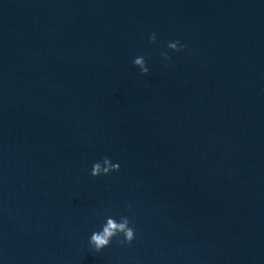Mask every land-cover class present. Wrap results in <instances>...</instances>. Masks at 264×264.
Instances as JSON below:
<instances>
[{
    "label": "water",
    "instance_id": "95a60500",
    "mask_svg": "<svg viewBox=\"0 0 264 264\" xmlns=\"http://www.w3.org/2000/svg\"><path fill=\"white\" fill-rule=\"evenodd\" d=\"M0 264H264V0H0Z\"/></svg>",
    "mask_w": 264,
    "mask_h": 264
},
{
    "label": "clouds",
    "instance_id": "9594fccd",
    "mask_svg": "<svg viewBox=\"0 0 264 264\" xmlns=\"http://www.w3.org/2000/svg\"><path fill=\"white\" fill-rule=\"evenodd\" d=\"M157 35L153 31L147 34L149 43H155ZM187 45L179 39H170L163 43L159 56L164 62H169L171 56L168 50L179 52L185 49ZM131 64L138 69L140 75H145L149 72L147 61L144 54H136L131 59ZM164 66H167L165 63ZM120 168L119 162L112 161L108 156H102L98 161H93L88 168V175L92 177L107 175L110 172H116ZM128 214L112 215L105 214L97 222L96 226L87 235V246L91 251L100 252L102 249L109 246L113 238H116L119 243L129 244L136 235L135 227L130 219L132 214L131 205L126 206Z\"/></svg>",
    "mask_w": 264,
    "mask_h": 264
}]
</instances>
